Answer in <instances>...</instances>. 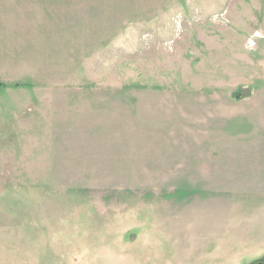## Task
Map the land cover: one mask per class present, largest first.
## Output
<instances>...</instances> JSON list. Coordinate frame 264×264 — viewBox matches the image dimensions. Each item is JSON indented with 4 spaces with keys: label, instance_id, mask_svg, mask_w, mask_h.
I'll list each match as a JSON object with an SVG mask.
<instances>
[{
    "label": "rangeland",
    "instance_id": "1",
    "mask_svg": "<svg viewBox=\"0 0 264 264\" xmlns=\"http://www.w3.org/2000/svg\"><path fill=\"white\" fill-rule=\"evenodd\" d=\"M171 1L65 43L61 168L22 122L0 148V264L264 261V156L231 148L255 127L232 96L264 86V0Z\"/></svg>",
    "mask_w": 264,
    "mask_h": 264
},
{
    "label": "crops",
    "instance_id": "2",
    "mask_svg": "<svg viewBox=\"0 0 264 264\" xmlns=\"http://www.w3.org/2000/svg\"><path fill=\"white\" fill-rule=\"evenodd\" d=\"M171 2L0 0V148L13 144L11 137H16L14 131L19 132L14 123L22 122L26 136L41 139V154H48V158L42 157L47 168L45 165L42 168L50 169L57 163L61 168L63 143L67 137L63 134L62 142L59 122L62 123L64 103L75 100L72 84L65 82V43H73L70 52H66L69 59L75 56V42L114 41L118 27L130 20L148 19L157 9H165ZM258 89L255 96H251L253 91L244 97L232 96L236 102L250 104L244 114L255 123V127L247 131L239 127L232 131L235 133L234 142H240L239 136H242L247 137L244 141L247 144H233L231 148L234 152L250 153L249 157L253 155V164L261 163V155L264 156V86ZM143 101L144 106L149 102ZM153 101L159 102L158 99ZM203 101L200 96L183 101L184 108L192 102L204 103L198 117H194L196 122L204 121ZM191 110L197 113L192 107ZM196 134L199 135L197 140L205 138V133L201 138V130ZM191 136L189 134V138Z\"/></svg>",
    "mask_w": 264,
    "mask_h": 264
},
{
    "label": "water",
    "instance_id": "3",
    "mask_svg": "<svg viewBox=\"0 0 264 264\" xmlns=\"http://www.w3.org/2000/svg\"><path fill=\"white\" fill-rule=\"evenodd\" d=\"M238 92L239 93H237L236 96H238V95H241L242 97L248 96L249 95V87H240ZM254 264H264V261L257 262Z\"/></svg>",
    "mask_w": 264,
    "mask_h": 264
},
{
    "label": "trees",
    "instance_id": "4",
    "mask_svg": "<svg viewBox=\"0 0 264 264\" xmlns=\"http://www.w3.org/2000/svg\"><path fill=\"white\" fill-rule=\"evenodd\" d=\"M239 97H241V95H238Z\"/></svg>",
    "mask_w": 264,
    "mask_h": 264
}]
</instances>
